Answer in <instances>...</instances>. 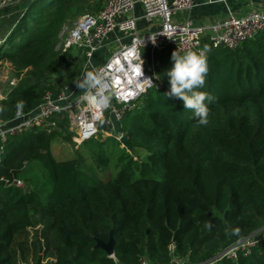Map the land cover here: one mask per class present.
<instances>
[{"label": "trees", "instance_id": "obj_1", "mask_svg": "<svg viewBox=\"0 0 264 264\" xmlns=\"http://www.w3.org/2000/svg\"><path fill=\"white\" fill-rule=\"evenodd\" d=\"M101 7L102 0H18L2 10L0 62L24 79L0 99V121L59 92L62 79L79 77L81 70L70 71L86 59L55 51V38L75 10ZM173 51L158 55L162 87L133 101L122 118L112 115L106 138L102 122L70 159L57 160L52 147L74 134L64 115L50 119L57 129L49 133L7 138L0 177L32 188L0 181V264H139L142 257L170 264V246L189 264H264L261 240L236 259L219 257L231 239L264 230V30L234 50L208 47L202 90L214 99L206 125L165 95ZM32 161L41 164L47 187L19 176ZM110 237L112 257L97 247Z\"/></svg>", "mask_w": 264, "mask_h": 264}, {"label": "built area", "instance_id": "obj_2", "mask_svg": "<svg viewBox=\"0 0 264 264\" xmlns=\"http://www.w3.org/2000/svg\"><path fill=\"white\" fill-rule=\"evenodd\" d=\"M14 1L0 0V12L13 5ZM137 3L142 8L140 17L134 13ZM195 6L196 0H102V7L97 13L81 16L66 35L63 47L74 48L88 64L112 34L128 36V43L117 39L118 47L109 58L102 65L92 68L94 74H100L108 84L103 89V94L111 96L110 105L105 108L96 102L97 90L87 95L82 92L75 96L74 87L63 85L59 92H45L29 112H17L13 119L0 121V161L8 137L29 130L47 133L56 130V122L50 121L56 115H66L78 146L97 135L107 111L117 119L122 118L132 108L133 101L150 89L162 87L159 76L144 67L146 50L160 53L172 49L181 54L195 51L206 55L208 47L237 49L264 30V12L261 11H251L242 16L229 13L223 20L205 26H195L189 20L175 21L176 15L190 11ZM139 19L156 28L148 33L138 32L136 24ZM151 35L155 37V43ZM16 82L14 79L10 86H15ZM5 97L6 94L3 93L0 99ZM115 104L120 108H116ZM0 181L19 188L25 187L18 179L9 182L1 176ZM259 240L264 242V236ZM239 241L223 251L219 257L236 259L238 253H250L256 247L258 237L250 235ZM168 250L170 264H189L175 255L173 246ZM139 264L157 263H150L142 257Z\"/></svg>", "mask_w": 264, "mask_h": 264}, {"label": "clouds", "instance_id": "obj_3", "mask_svg": "<svg viewBox=\"0 0 264 264\" xmlns=\"http://www.w3.org/2000/svg\"><path fill=\"white\" fill-rule=\"evenodd\" d=\"M151 37L155 43V37L152 35ZM171 60L173 62L172 67L166 71L170 85L169 91L165 93L166 97H176L182 100L184 108L192 111L198 123L206 125L208 123L209 104L214 99L210 93L202 90L205 87L208 73L207 57L202 52L185 51L181 54L175 50L172 52ZM147 81L151 83L150 80ZM72 83L86 95L97 90L96 102L105 108L110 105L111 96L103 94V89L107 88L108 84L100 74L85 71ZM16 107L22 108L23 102H18ZM205 226L211 228L212 225L209 222Z\"/></svg>", "mask_w": 264, "mask_h": 264}, {"label": "rangeland", "instance_id": "obj_4", "mask_svg": "<svg viewBox=\"0 0 264 264\" xmlns=\"http://www.w3.org/2000/svg\"><path fill=\"white\" fill-rule=\"evenodd\" d=\"M18 0H15V2H17ZM100 4V1H98L97 3H95V7H99L98 5ZM93 12L92 10H90L89 8H85L83 10H80L78 12V10H75L73 13V17H69L68 20L63 24V26L60 28L59 32L57 33L56 36V41H55V51L60 52V54L63 53H67L70 54L73 58L76 57L77 53L76 50L74 48H65L63 47V44L65 42L66 39V35L68 34V32L72 29L73 24L75 21H77L81 16H83L86 13H91ZM6 14L5 13H0V26L3 29H7V27L3 26L6 22ZM65 31V34H64ZM4 32H6V30H4ZM1 35H0V41H1ZM145 53V52H144ZM155 56L156 53L155 52H146L145 53V69L148 71H151L153 73H155L156 76H159L160 69H158V67L155 65ZM77 59H80L77 57ZM82 62V61H81ZM155 65V66H153ZM87 68H89V66L87 65V61L82 63L80 65V67L73 65L72 70L70 71L71 74H77L79 72V70H81L80 75L85 71V69L87 70ZM62 73H64L63 69L59 72H56L53 74L54 77L56 76H61ZM77 77V78H79ZM74 75H72V77L70 78V80L67 79H62L61 83H66V86H69L70 88L76 87V85L74 83H72V81L74 80ZM14 79H18V80H23L24 79V75H16L15 69L11 66L10 63L7 62H0V96L5 93L11 86L10 83L14 81ZM155 89V88H153ZM116 108H120V106L115 104ZM107 113V112H106ZM105 113V118L103 120V123L100 125L101 126V130L100 133L103 135L104 138H106V136H108L107 134H105V130L108 129V125L107 122L109 121V119L112 117L111 112L109 111V116H107V114ZM110 127V126H109ZM116 132V136L119 139L121 136H118V129L115 130ZM83 144V143H82ZM78 145L76 144V140H75V136L74 134H72V136L70 137L69 140L64 139V137L60 136L58 139H56L53 143H52V147L54 150V155L55 158L57 160H66V159H70L71 157H73V151L74 149L77 147ZM139 159L140 160H146L145 159V155H143L142 153H139ZM26 170L24 172H21L19 174V176H21L22 178L26 177L27 181H31V179L36 178V185L37 184H42L46 186L45 183V175L46 173L44 172L42 166L40 163L36 162V161H32L29 162L26 165ZM24 183V182H23ZM31 185V184H30ZM29 184L24 185L25 188H32V185L30 186ZM36 229H29V236L32 235L33 233H35ZM252 235H255L256 237H258V240L260 237L264 236V230L260 233H254ZM34 236V234H33ZM234 238V237H233ZM240 242L237 239H231L229 241V244L227 245V247L223 250L225 251L226 249L230 248L231 246H233L234 244Z\"/></svg>", "mask_w": 264, "mask_h": 264}, {"label": "crops", "instance_id": "obj_5", "mask_svg": "<svg viewBox=\"0 0 264 264\" xmlns=\"http://www.w3.org/2000/svg\"><path fill=\"white\" fill-rule=\"evenodd\" d=\"M251 11L264 12V0H196V6L194 8H192L190 11L181 12L180 14L176 15L174 19L177 22L189 20L195 26H205L223 20L229 13L242 16ZM0 13L3 14L2 11ZM134 13L137 17L142 15V8L140 4H136ZM136 25L137 30L140 33H148L149 31H152L156 28L155 26H150L146 21L141 19L137 21ZM119 38L121 42L128 43V36L121 35L120 33H115V35L112 34L108 38L107 43H105V45L93 55L90 63H87L89 68H87V70L85 69V71H92L93 67L102 65L109 58L112 52L118 47L117 39ZM169 51L170 49L160 53H163V57L168 58L167 56ZM146 52L147 50L145 53ZM160 53H156L155 56V65L158 67V69V55ZM74 88L75 96L82 94L83 91L79 90L77 87ZM64 116L66 117V115Z\"/></svg>", "mask_w": 264, "mask_h": 264}, {"label": "water", "instance_id": "obj_6", "mask_svg": "<svg viewBox=\"0 0 264 264\" xmlns=\"http://www.w3.org/2000/svg\"><path fill=\"white\" fill-rule=\"evenodd\" d=\"M119 141L121 143H123L124 145H127V141H126V137H121L119 139ZM114 240L112 237H110L108 243H103V242H98L97 243V247L100 248L101 250H103L106 254H108L110 257L113 256V252H114Z\"/></svg>", "mask_w": 264, "mask_h": 264}]
</instances>
